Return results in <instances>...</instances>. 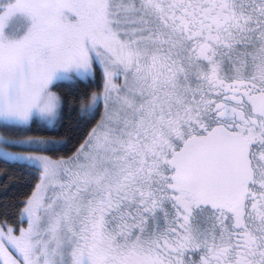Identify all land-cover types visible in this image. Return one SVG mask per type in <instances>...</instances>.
I'll list each match as a JSON object with an SVG mask.
<instances>
[{"label": "snow or ice", "instance_id": "obj_1", "mask_svg": "<svg viewBox=\"0 0 264 264\" xmlns=\"http://www.w3.org/2000/svg\"><path fill=\"white\" fill-rule=\"evenodd\" d=\"M0 264H264V0H0Z\"/></svg>", "mask_w": 264, "mask_h": 264}]
</instances>
